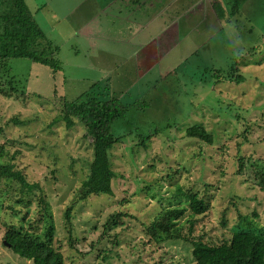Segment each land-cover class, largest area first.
I'll list each match as a JSON object with an SVG mask.
<instances>
[{
	"label": "rangeland",
	"instance_id": "obj_1",
	"mask_svg": "<svg viewBox=\"0 0 264 264\" xmlns=\"http://www.w3.org/2000/svg\"><path fill=\"white\" fill-rule=\"evenodd\" d=\"M212 7L219 24L205 21L186 41L176 35L148 43V62L159 56L150 66L116 61V35H104L103 25L88 39L69 34L66 20L42 23L58 46L60 70L27 58L0 61V143L41 189L27 192L14 180H0V264H31L3 241L5 224L24 227L29 219L39 233L52 225L53 245L67 264H193L187 241L156 244L146 235L145 226L168 208L183 210L175 220L182 233L211 244L250 229L247 222L264 233V0H244L232 16L227 0ZM236 64L241 83L215 82L216 69ZM112 94L127 107L111 125L119 138L110 151L113 194L78 203L69 234L64 210L93 152L83 124L75 120L67 128L61 120L63 99ZM190 125L205 127L212 144L186 137ZM148 135L141 146L138 137ZM178 188L197 193L207 210L192 212ZM40 193L47 203L39 212ZM116 213L121 216L112 218Z\"/></svg>",
	"mask_w": 264,
	"mask_h": 264
},
{
	"label": "trees",
	"instance_id": "obj_2",
	"mask_svg": "<svg viewBox=\"0 0 264 264\" xmlns=\"http://www.w3.org/2000/svg\"><path fill=\"white\" fill-rule=\"evenodd\" d=\"M227 1L229 3L227 11L232 16L239 12L238 9L244 0ZM57 50L58 47L51 45L34 20L25 0H0V61L27 58L49 66L52 71H58L61 66L55 57ZM213 74L216 76V83L223 81L241 83L244 80L237 64L228 70L216 69ZM126 109L115 94L106 98L87 95L71 100L63 99L61 120L67 128L73 127L75 120L81 122L85 128V136L91 140L93 152L89 172L81 180L75 198L64 210L65 228L69 234L72 231V211L78 203L91 195L113 194L112 180L116 174L112 168L110 151L119 138L113 135L111 125L125 115ZM184 134L188 138L212 144V135L202 125H190ZM149 136L138 137L139 144L146 146ZM13 158V155L8 154L6 145L0 143V180H14L27 192L35 187L39 188L38 183L26 179ZM241 166L242 163L239 167ZM176 194H183L188 198L192 212L204 213L207 210V202L197 193L184 192L178 188ZM38 201L39 212L46 210L47 201L43 194L38 195ZM182 214L183 210L179 208L163 209L145 226L149 240L156 244L176 239L187 241L191 245L193 264H264V233L251 230L254 227L252 222H247L250 229L233 231L228 240L220 244H211L201 238L189 237L177 228L175 220ZM119 216L121 213H116L112 218ZM221 223L225 225L224 220ZM34 224L35 222L30 219L26 221L24 227L5 224L3 241L14 253L29 260L31 264H67L63 254L53 245L52 225H48L39 233L34 230ZM191 231L190 226L188 232L191 234Z\"/></svg>",
	"mask_w": 264,
	"mask_h": 264
},
{
	"label": "crops",
	"instance_id": "obj_3",
	"mask_svg": "<svg viewBox=\"0 0 264 264\" xmlns=\"http://www.w3.org/2000/svg\"><path fill=\"white\" fill-rule=\"evenodd\" d=\"M28 1H31L30 7ZM213 2L214 0H25L45 37L47 34L42 23L49 27L54 26L55 21L66 20L65 25L72 28V31H68L69 34L88 39L94 35L95 27L102 28L103 25L106 27L104 35H116L113 38H116L120 47L116 61H120L121 65L129 61L134 66H150L159 57L153 55V58L150 57L152 64L148 62L149 57L145 54L148 43L155 42L157 45L158 42L167 41L168 37L174 40L176 35H181L186 41L196 29H204L205 21L210 25L219 24V16H216L212 7ZM209 8L214 17L207 13ZM114 18H117L116 25ZM158 36L162 39L159 40ZM192 39L195 43L205 40ZM91 42L88 48H92ZM194 51L195 49L192 52ZM104 75L106 81H111V75ZM121 80L122 77L115 81Z\"/></svg>",
	"mask_w": 264,
	"mask_h": 264
},
{
	"label": "water",
	"instance_id": "obj_4",
	"mask_svg": "<svg viewBox=\"0 0 264 264\" xmlns=\"http://www.w3.org/2000/svg\"><path fill=\"white\" fill-rule=\"evenodd\" d=\"M4 243H5V241H4ZM6 244V243H5Z\"/></svg>",
	"mask_w": 264,
	"mask_h": 264
}]
</instances>
